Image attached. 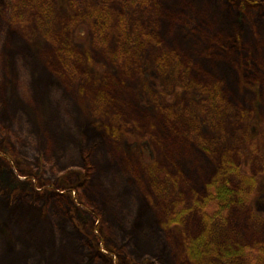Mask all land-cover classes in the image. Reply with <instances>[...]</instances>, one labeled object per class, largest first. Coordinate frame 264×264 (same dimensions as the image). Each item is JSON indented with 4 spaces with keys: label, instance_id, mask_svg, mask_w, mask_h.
<instances>
[{
    "label": "rangeland",
    "instance_id": "rangeland-1",
    "mask_svg": "<svg viewBox=\"0 0 264 264\" xmlns=\"http://www.w3.org/2000/svg\"><path fill=\"white\" fill-rule=\"evenodd\" d=\"M221 166L255 187L210 222ZM239 245L264 251V0H0V264H264Z\"/></svg>",
    "mask_w": 264,
    "mask_h": 264
},
{
    "label": "trees",
    "instance_id": "trees-1",
    "mask_svg": "<svg viewBox=\"0 0 264 264\" xmlns=\"http://www.w3.org/2000/svg\"><path fill=\"white\" fill-rule=\"evenodd\" d=\"M221 166L217 169V172L212 176L209 182L206 184V196L203 198L202 202H199V206L202 208L203 213L208 221L220 219L226 216L227 212L231 208V205L235 200L240 203L247 202L254 191L255 178L242 175L239 168L232 169L231 172H238V176L242 180L249 179L252 182L251 191H245L243 189L236 190L229 180L226 178L228 171ZM230 169V168H229ZM182 214L178 215V219ZM175 218L171 220L172 223L176 222ZM258 245H239L237 248H224L222 250V259L227 262L234 261L235 257L255 258L257 261L262 260L263 249L258 247ZM185 251L189 259L192 261L200 262L202 258L207 254L205 248L208 247V236L202 234L198 237L189 239L185 242ZM234 262H232L233 264Z\"/></svg>",
    "mask_w": 264,
    "mask_h": 264
}]
</instances>
